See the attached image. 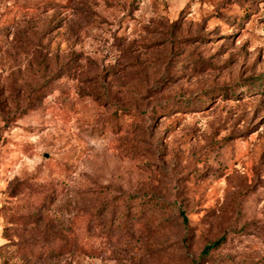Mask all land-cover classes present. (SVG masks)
I'll return each instance as SVG.
<instances>
[{
	"label": "rangeland",
	"instance_id": "1",
	"mask_svg": "<svg viewBox=\"0 0 264 264\" xmlns=\"http://www.w3.org/2000/svg\"><path fill=\"white\" fill-rule=\"evenodd\" d=\"M0 264H264V0H0Z\"/></svg>",
	"mask_w": 264,
	"mask_h": 264
},
{
	"label": "trees",
	"instance_id": "2",
	"mask_svg": "<svg viewBox=\"0 0 264 264\" xmlns=\"http://www.w3.org/2000/svg\"><path fill=\"white\" fill-rule=\"evenodd\" d=\"M226 240V236L223 235L222 237H220L217 241H215L214 243L210 244L209 246H207L205 248V251H208L210 248L212 247H216L219 246L222 242H224Z\"/></svg>",
	"mask_w": 264,
	"mask_h": 264
}]
</instances>
